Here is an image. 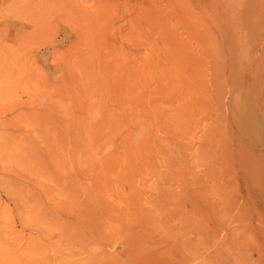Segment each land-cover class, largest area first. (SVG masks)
I'll return each mask as SVG.
<instances>
[{
    "label": "rangeland",
    "instance_id": "rangeland-1",
    "mask_svg": "<svg viewBox=\"0 0 264 264\" xmlns=\"http://www.w3.org/2000/svg\"><path fill=\"white\" fill-rule=\"evenodd\" d=\"M218 1L0 0V264H59L54 174L19 177L55 161L87 172L98 264H264V0Z\"/></svg>",
    "mask_w": 264,
    "mask_h": 264
},
{
    "label": "bare ground",
    "instance_id": "bare-ground-1",
    "mask_svg": "<svg viewBox=\"0 0 264 264\" xmlns=\"http://www.w3.org/2000/svg\"><path fill=\"white\" fill-rule=\"evenodd\" d=\"M202 1V0H201ZM238 1V0H237ZM248 1H251V0H248ZM247 1V2H248ZM254 1V0H253ZM263 1V0H262ZM198 2H199V0H198ZM204 2H205V0H204ZM204 2H200V5H203V4H201V3H204ZM207 2V1H206ZM214 2H216V1H214ZM219 1L217 0V3H218ZM242 0H239V3H241V5H242ZM256 2H258L259 4H263V2H259V1H255V3ZM211 3H213V1L211 2ZM221 3V2H220ZM220 3H219V6H220ZM227 3V2H226ZM198 4V3H197ZM205 4V3H204ZM207 4V3H206ZM257 4V3H256ZM214 5H216V4H214ZM228 5V4H227ZM230 5V4H229ZM235 5V4H234ZM252 6L254 5V4H251ZM205 6V5H204ZM211 6V5H210ZM209 5H208V7H210ZM218 6V5H217ZM218 6V8H220ZM223 6V7H222ZM222 8H225L226 6H224L223 4H222ZM237 6H240V5H236V8H237ZM245 6V5H244ZM246 6H247V4H246ZM245 6V7H246ZM259 6V5H258ZM257 6V7H258ZM202 7V6H201ZM208 7H206V9L205 10H209V8ZM256 7V8H257ZM263 7H264V5H263ZM262 7V8H263ZM205 8V7H204ZM208 8V9H207ZM211 8V7H210ZM217 8V9H218ZM249 8V7H248ZM253 8H255V7H252V9ZM261 8V7H260ZM259 8V10L258 11H260L261 9ZM251 9V8H250ZM210 10H213L212 8L210 9ZM222 10V9H221ZM224 10V9H223ZM222 10V11H223ZM228 10V9H227ZM238 10V9H237ZM241 10V9H240ZM214 11V10H213ZM230 11V10H229ZM233 11V10H232ZM249 11V10H248ZM256 11V10H255ZM262 12H263V10H261ZM226 12H228V11H226ZM237 12V11H236ZM235 12V13H236ZM250 12V11H249ZM252 12H253V10H252ZM207 13V12H206ZM211 13V12H210ZM222 13V12H221ZM223 13H224V11H223ZM245 13H247L246 11H245ZM257 13H259V12H257ZM257 13H256V15H257ZM214 14H215V12H214ZM218 14H220L219 12H218ZM217 14V15H218ZM243 14V13H242ZM242 14H241V16H242ZM249 14V13H248ZM252 14H254V13H252ZM262 14H264V13H262ZM225 15V14H224ZM223 15V16H224ZM232 15V14H231ZM230 15V16H231ZM240 15V14H239ZM246 15V14H245ZM205 16V15H204ZM220 16H222V15H220ZM219 16V17H220ZM222 16V17H223ZM226 16V15H225ZM229 16V17H230ZM234 16V15H233ZM246 16H249V15H246ZM214 17H215V15H214ZM232 17V16H231ZM250 17V16H249ZM255 17V16H254ZM253 17V18H254ZM256 17H258V16H256ZM216 18V17H215ZM234 18V17H233ZM238 18V17H237ZM208 19H210V17H208ZM223 19V18H222ZM228 19V18H227ZM235 19V18H234ZM259 19H263V17L261 16V18H257L256 19V22H257V20H259ZM206 20V19H205ZM249 20V19H248ZM255 20V19H254ZM210 21V20H209ZM218 21V20H217ZM226 20H223V22H225ZM233 21V20H232ZM250 21H251V19H250ZM260 21V20H259ZM262 21V20H261ZM212 22H214V20L212 21ZM219 22V21H218ZM221 22H222V20H221ZM220 22V23H221ZM231 22V19H230V21H229V23ZM241 22V21H240ZM208 23V22H207ZM215 23V22H214ZM232 23V22H231ZM246 23V22H245ZM249 23V22H248ZM262 23L264 24V22L262 21ZM261 22H258L257 24H262ZM209 24V23H208ZM213 24V23H212ZM216 24V23H215ZM225 24V23H224ZM234 24V23H233ZM240 24V23H239ZM244 24V23H243ZM250 24H251V22H250ZM249 24V25H250ZM256 24V25H257ZM221 25H223V24H221ZM230 25V24H229ZM228 25V26H229ZM238 25V24H237ZM241 25V24H240ZM239 25V26H240ZM245 25V24H244ZM244 25H242V27L244 26ZM249 25H248V27H249ZM212 26V25H211ZM216 26V25H215ZM219 26V25H218ZM231 26V28H232V25H230ZM229 26V27H230ZM245 26H247V24L245 25ZM244 26V27H245ZM260 26V25H259ZM259 26H257V28L259 27ZM262 26V25H261ZM221 27V26H220ZM226 27V26H225ZM224 27V28H225ZM241 27V28H242ZM254 27V26H253ZM261 28V27H260ZM220 29V28H219ZM227 29V28H226ZM248 29V28H247ZM254 29H255V27H254ZM259 29V28H258ZM215 30H217V29H215ZM231 30H235V28L234 29H231ZM245 30V29H244ZM261 30V29H260ZM259 30V31H260ZM264 30V29H263ZM220 31V30H219ZM218 30L216 31L217 33L219 32ZM223 31H224V29H223ZM227 32V31H226ZM225 32V33H226ZM232 32V31H231ZM235 32H236V30H235ZM234 32V33H235ZM256 32V31H255ZM254 32V33H255ZM223 33V32H222ZM253 33V34H254ZM260 34L262 33V32H259ZM219 34H220V32H219ZM252 34V35H253ZM263 34V33H262ZM237 35H238V33H237ZM257 36H258V34H256ZM232 36H235V34L234 35H232ZM256 36V37H257ZM260 36V35H259ZM237 36H235V38H236ZM260 39V37L256 40V41H258ZM253 40V42H254V39H252ZM262 40H264V39H262ZM261 40V42H263ZM260 41V40H259ZM234 42V41H233ZM264 43V42H263ZM233 46V45H232ZM260 46V45H259ZM258 46V43H257V47L260 49V47ZM264 46V45H263ZM251 47V46H250ZM256 47V46H255ZM255 47H253V48H255ZM256 47V48H257ZM248 48H249V46H248ZM263 48V47H262ZM10 49V48H9ZM11 50V49H10ZM264 50V49H263ZM254 51H255V49H254ZM257 51L259 52L260 50H258L257 49ZM261 51H262V49H261ZM5 51L3 50H1V52H0V56H2L3 57V59H6L5 57H4V55H5V53H4ZM244 52V51H243ZM264 52V51H263ZM8 54V53H7ZM264 54V53H263ZM11 55H14L13 53L12 54H10V59H11ZM257 56V55H256ZM2 57H0V59L2 58ZM9 57V56H8ZM7 57V58H8ZM16 57H18V56H16ZM3 59H2V61H3ZM19 59V58H18ZM7 62H9L10 60L8 59V60H6ZM13 61V60H12ZM20 61H21V59H20ZM1 62V61H0ZM10 63V62H9ZM14 63H16V62H14ZM26 63V62H25ZM2 64V63H1ZM18 64V63H17ZM3 65V64H2ZM8 65H10V64H8ZM13 65V64H12ZM6 66V65H5ZM13 66H16V65H13ZM264 66V65H263ZM18 67V66H17ZM2 68H4V70H5V68H7V67H2ZM15 69V68H14ZM27 69V68H26ZM23 70H24V68H23ZM23 70H21L22 72H23ZM20 72V71H19ZM21 72V73H22ZM263 75H264V73H263ZM262 78V77H261ZM260 78V79H261ZM22 80V79H21ZM20 82V81H19ZM25 82H26V80H25ZM27 83V82H26ZM260 83H262L261 81H260ZM18 85V84H17ZM20 85H21V83H20ZM23 85H24V88H23ZM22 85V88H23V90L25 89V84H23ZM263 85V84H262ZM15 88H18V87H15ZM19 90H21L20 88H19ZM259 95H261V94H259ZM259 95H257V96H259ZM256 96V95H255ZM261 96H263V95H261ZM260 97V96H259ZM263 97H261V99H262ZM216 99V98H215ZM260 99V100H261ZM256 100H258V99H256ZM263 100V99H262ZM24 101V100H23ZM23 101H22V103L21 104H23ZM26 102V101H25ZM257 102V101H256ZM261 102V101H260ZM263 102H264V100H263ZM27 103V102H26ZM28 104V103H27ZM249 104V103H248ZM20 105V104H19ZM257 105V104H256ZM258 105H260L259 103H258ZM24 106H25V103H24ZM252 106V105H251ZM250 106V107H251ZM261 106V105H260ZM259 106V107H260ZM19 107V106H18ZM13 108V107H12ZM21 108V107H20ZM256 108V107H255ZM261 108H263V107H261ZM253 109V108H252ZM257 109H259V111L258 112H260V108H258L257 107ZM250 110H251V108H250ZM253 111V110H252ZM23 113H24V115H25V113L26 112H24L23 111ZM31 113V112H30ZM36 113V111H34V114ZM38 113H40V112H38ZM256 113H257V111H256ZM263 113V112H262ZM37 114V113H36ZM31 115V114H30ZM260 116H262L261 114H260ZM264 116V115H263ZM35 117V116H34ZM25 118V117H24ZM33 118V117H32ZM35 119V118H34ZM241 123V122H240ZM236 124V123H235ZM242 124V123H241ZM243 125V124H242ZM245 125H247V124H245ZM250 125V124H249ZM248 126V125H247ZM250 127H251V125H250ZM238 129V128H237ZM240 129V128H239ZM238 132H240V131H238ZM243 132V131H242ZM227 133V132H226ZM20 134V133H19ZM19 134H17V136H19ZM246 135V134H245ZM20 136H22V135H20ZM19 136V137H20ZM19 137H17V138H19ZM240 137V136H239ZM247 137V136H246ZM13 138H14V136H13ZM16 138V137H15ZM51 138V137H50ZM49 138V139H50ZM247 139H248V137H247ZM10 140V139H9ZM8 140V141H9ZM11 140H12V138H11ZM19 139H17V141H18ZM15 141V140H14ZM47 141H48V139H47ZM254 141H256V140H254ZM11 142V144L13 143L12 141H10ZM19 142V141H18ZM51 142H52V140H51ZM4 143H5V141H4ZM9 143V142H8ZM17 145H18V143H16ZM252 144V143H251ZM3 145V144H2ZM6 145H8V144H6ZM14 145V144H13ZM9 147V146H8ZM7 147V148H8ZM12 147V146H11ZM245 146H243V149H244V151L245 150H247L246 148H244ZM257 147V146H256ZM13 148V147H12ZM17 148V147H16ZM28 148V147H27ZM70 148H72V147H70ZM69 148V149H70ZM75 148H77V147H75ZM4 149V148H3ZM30 149V148H29ZM78 149V148H77ZM257 149V148H256ZM21 150V149H20ZM25 150V149H24ZM76 150V149H75ZM1 151V150H0ZM5 151V150H4ZM7 151V150H6ZM11 151H13V150H10V152ZM30 151H31V149H30ZM240 151V150H239ZM21 152V151H20ZM19 152V150L16 152V154L17 155H19L20 154V156H21V158H22V156L24 155L23 153H20ZM32 152V151H31ZM63 152V151H62ZM72 152V151H71ZM25 153V152H24ZM34 154H35V152H33ZM56 153H57V151H56ZM244 153V152H243ZM245 153H246V151H245ZM248 153V152H247ZM246 153V154H247ZM27 154V153H26ZM30 154V153H29ZM63 154H65V152L63 153ZM74 154H76V153H74ZM83 154V153H82ZM245 154V156H247ZM251 154V153H250ZM10 155H14V154H11L10 153ZM31 155V154H30ZM41 155H42V153H41ZM58 155H59V152H58ZM77 155H79V152H78V154ZM84 155V154H83ZM251 155H253V154H251ZM38 157H39V155H37ZM72 156V155H71ZM249 156V155H248ZM14 157H15V155H14ZM16 157H18V156H16ZM26 157V156H25ZM43 157H44V155H43ZM46 157V156H45ZM73 157V156H72ZM81 157V156H80ZM250 157H252V156H250ZM20 157H18V159H19ZM34 158V157H33ZM66 158V157H65ZM84 158V157H83ZM244 158H246V157H244ZM17 159V160H18ZM13 160V159H12ZM26 160V159H25ZM25 160H24V162H25ZM36 160H38V158L36 159ZM46 160V159H45ZM69 160V159H68ZM9 161H11V160H9ZM42 161H44V160H42ZM51 161H52V159H51ZM50 161V162H51ZM62 161V160H61ZM65 160H63V162H64ZM77 161V160H76ZM75 161V162H76ZM12 162V161H11ZM46 162H48V161H46ZM71 162V161H70ZM1 163V162H0ZM43 165H40L41 167L39 168H37V169H35L34 170V172L31 174H27V173H24L23 172V174H26V175H31V179L29 178V179H25L26 178V176L25 177H22L23 175L21 174H17V173H22L21 172V170H20V172H16L15 170V172H16V174L19 176V177H21V179L23 180L24 179V181H26V182H34V183H37V181L38 180H40V178L42 177V178H44V177H46V176H49V174L48 173H53L54 174V176H53V181L55 182V184H56V191H57V194L59 195V197L57 198V196L55 197V195L54 196H50L49 194H51L50 192L51 191H49L48 192V190H50V189H48V188H43V186L41 187V188H43L42 190H41V188H39L38 187V191L40 192V190L42 191V194L44 195V197L42 198V196L43 195H41V199H45L46 200V203H45V206L46 205H48L46 208H48L49 207V209L51 210V211H47V213H45L44 212V216H42V215H38L37 213V215L35 216L37 219H38V221L37 222H39V220H40V217H41V219H44V220H47L48 219V223H49V229L51 230V231H54V232H57V230H60L59 231V233L57 232V234L55 233V236L56 235H58V238L57 237H55L54 235L52 236V235H50V236H48L47 238H48V241L51 243V241H52V239H54V237H55V239H57L56 241V244H52V253H53V255H55V257L53 258L55 261H57L59 264H66V263H68V264H98V259H99V255L97 254V251H96V248L98 247V244L103 240V238H101V239H99V238H96V235H94L95 234V232H94V228H92V226H91V210H90V208L88 207L86 210L84 209V211H82V206H84V204L86 203V201L85 202H83V200H85L86 198V196L84 197V196H77L74 192H73V190H72V188H71V184H69L70 182H71V180L74 178V177H78V176H80V175H82V173H85L86 172V170H84L85 172H83V169H82V167H79V166H77V167H72L71 165L70 166H65V165H61V164H59L57 161H55L54 163H52V164H45V163H43V162H41ZM72 163H73V159H72ZM80 163V162H79ZM81 163H83V162H81ZM45 164V165H44ZM70 164V163H69ZM87 164V163H86ZM86 164H84V165H86ZM16 165V164H15ZM78 165V164H77ZM80 165V164H79ZM83 165V164H82ZM90 165V167H91V164H89ZM76 166V165H75ZM17 167V166H16ZM26 168H28L27 167V165L25 166ZM18 168V167H17ZM30 168V167H29ZM34 168V167H33ZM87 168V167H86ZM95 168V167H94ZM94 168H93V171H94ZM16 169V168H15ZM17 170V169H16ZM30 171V170H29ZM88 171V170H87ZM31 172V171H30ZM91 172V171H90ZM87 173V172H86ZM15 174V175H16ZM92 174H94V173H92ZM89 176L90 175H83V177H85L86 179L88 178L89 179ZM19 177H18V179H17V181L16 182H19ZM29 177V176H28ZM27 177V178H28ZM93 177V176H92ZM91 177V178H92ZM15 178H17L16 176H15ZM80 178V177H79ZM81 178H82V176H81ZM94 178V177H93ZM92 178V179H93ZM20 179V180H21ZM83 179V178H82ZM85 179V181H87V184L89 185L90 183L88 182V179L86 180ZM95 179V178H94ZM77 180V179H76ZM250 180V181H249ZM246 179V186L247 185H249V184H251V182H253V180H251V179ZM80 181V180H79ZM84 181V182H85ZM257 181V183H261L262 185L264 184V180L262 179V180H260L259 181V179H257L256 180ZM261 181H263V182H261ZM22 182V181H21ZM91 182V181H90ZM94 182H95V180H94ZM23 184H24V182H22ZM74 183H77V182H74ZM18 185H19V183H17ZM39 184V182L37 183V185ZM22 184L20 183V186H21ZM75 185V184H74ZM79 185V184H78ZM90 185H92V184H90ZM95 185V184H94ZM23 186H25V185H23ZM32 186V185H31ZM40 186V185H39ZM93 186V185H92ZM92 186H89V187H91V189H92ZM113 186H114V184H113ZM252 186V185H251ZM250 186V187H251ZM27 187V186H26ZM25 187V188H26ZM33 187V186H32ZM37 187V186H36ZM78 187V186H77ZM21 188V187H20ZM24 188V187H23ZM23 188L21 189V190H19V192H21V191H23L24 192V190H26L27 191V188L26 189H24L23 190ZM94 188V187H93ZM96 188V187H95ZM9 189V188H8ZM13 189V188H12ZM17 189H19V188H17ZM16 189V190H17ZM32 189V188H31ZM75 189H76V187H75ZM89 189V188H88ZM29 190H30V187H29ZM32 190H34L35 191V189L33 188ZM32 190H30L31 191V193H28V194H32ZM37 190V189H36ZM87 190V189H86ZM264 190V189H263ZM5 191V190H4ZM3 191V192H4ZM25 191V192H26ZM33 191V192H34ZM37 191V192H38ZM76 191V190H75ZM78 191H80V190H78ZM82 191H85V189L83 190L82 189ZM91 191V193H92V190H90ZM10 192H12V195L13 196H15L14 194H16V191H11V189H10ZM39 192H38V194H39ZM88 192V191H87ZM5 193H7V190L5 191ZM27 193V192H26ZM25 193V194H26ZM35 193V192H34ZM34 193H33V195H34ZM81 192H79V194H80ZM83 193V192H82ZM94 193V192H93ZM8 194V193H7ZM97 194H99V193H97ZM11 194H9L8 196H12ZM17 195V194H16ZM22 195V194H21ZM20 195V196H21ZM84 195V194H83ZM96 198H97V196L95 195V194H93ZM12 196V197H13ZM18 196V195H17ZM24 196H26V195H24ZM23 196V197H24ZM28 196V195H27ZM35 196V195H34ZM91 196V194L90 193H88V195H87V199H89V197ZM40 197V196H39ZM60 197H62V199H59ZM14 198H17V197H13V199ZM33 199V197L31 196H29V199ZM37 198V197H36ZM55 199H58V200H55ZM93 199V198H92ZM17 200V199H16ZM22 200V199H21ZM20 199H18V203H19V205H21L22 204V206H24V207H29L30 209H31V207H30V205H39L38 203H36V202H33V201H35V200H33L31 203L28 201V203L26 202V203H22L23 202V200H22V202H21V204H20V201H21ZM38 200H39V198H38ZM90 200V199H89ZM99 200V199H98ZM97 200V201H98ZM26 201H27V199H26ZM40 201V200H39ZM95 203V201H92V203ZM14 203H15V200H14ZM34 203V204H33ZM43 202H41L40 204L43 206V204H42ZM97 203V202H96ZM95 203V204H96ZM103 203V202H102ZM17 204V203H16ZM15 204V206H18V204L16 205ZM100 204V201H99V203H98V205ZM36 205V206H37ZM44 206V207H45ZM99 206H101V205H99ZM43 207V208H44ZM16 208H18L19 209V207H16ZM78 209V212H75V211H73V209ZM98 208H100V207H98ZM18 209H16L17 211H19ZM22 209H24V208H22ZM30 209H29V211H30ZM48 209V210H49ZM25 210V209H24ZM43 210L44 209H42V207H40V205L38 206V207H36V210H34L33 209V212L34 211H40V212H43ZM96 210H97V206H96ZM27 211H28V209H27ZM26 211V212H27ZM28 211V212H29ZM32 211V210H31ZM100 212L101 210L99 209V210H97V212ZM20 212V211H19ZM49 212V213H48ZM102 212V211H101ZM100 212V213H101ZM21 213H23V212H21ZM24 213H25V211H24ZM64 215V216H66L67 215V217L68 216H70L71 218L70 219H72V220H70V221H68V220H66L65 222H62V218L60 219V215H62V214ZM203 213H205V211H203ZM29 214V213H28ZM46 214V215H45ZM47 214H48V216H47ZM98 214V213H97ZM57 216H58V218H57ZM94 216V215H93ZM99 215H97L96 217H98ZM140 216H141V214H140ZM142 217V216H141ZM32 218V217H31ZM29 219V220H33V219ZM36 218H34V220L33 221H35V219ZM69 218V217H68ZM57 219H60V220H57ZM63 219H64V217H63ZM24 220H26V219H24ZM100 220H101V218H100ZM42 222H41V224L43 225V226H45V223H44V221L43 220H41ZM27 222V221H26ZM29 222V221H28ZM93 222H95V220L93 221ZM51 223V224H50ZM96 223H97V221H96ZM47 224V223H46ZM140 224V223H139ZM142 224V223H141ZM97 225V224H96ZM100 225V224H99ZM47 226V225H46ZM46 226H45V228H46ZM96 227V226H95ZM141 228L143 227V225L142 226H140ZM96 229V228H95ZM98 229V228H97ZM106 229V228H105ZM99 230V229H98ZM99 236V235H98ZM100 237V236H99ZM100 241L99 243H98V241ZM139 238H137V239H135L136 241L135 242H137V240H138ZM106 239H104V241H105ZM1 241H2V239H1ZM134 241V240H133ZM139 241V240H138ZM52 242H55V241H52ZM126 242V241H125ZM3 243V242H2ZM136 244V243H135ZM125 253H126V255L127 256H129L131 259H135V258H137L138 257V254H139V249H134V244H132L131 242H126L125 244ZM136 251V252H135ZM105 254V253H104ZM141 254V253H140ZM157 256H159L158 254H157ZM107 257V256H106ZM182 260H184L183 258H182V256L181 255H179V254H176V256H175V261H174V263L173 264H176V262L177 261H182ZM159 264H161L160 262H158ZM167 262H165V264H166ZM151 264V263H150ZM154 264H157V263H154Z\"/></svg>",
    "mask_w": 264,
    "mask_h": 264
}]
</instances>
